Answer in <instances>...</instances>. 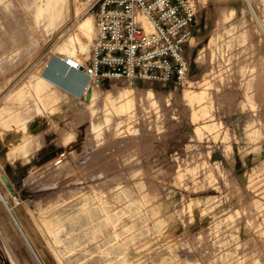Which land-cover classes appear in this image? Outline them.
Returning a JSON list of instances; mask_svg holds the SVG:
<instances>
[{"label": "rangeland", "instance_id": "obj_1", "mask_svg": "<svg viewBox=\"0 0 264 264\" xmlns=\"http://www.w3.org/2000/svg\"><path fill=\"white\" fill-rule=\"evenodd\" d=\"M46 1L0 0V118L18 106L0 119V264H264V0H193L182 85L103 79L90 102L37 67L94 27L95 0L54 24Z\"/></svg>", "mask_w": 264, "mask_h": 264}, {"label": "built area", "instance_id": "obj_2", "mask_svg": "<svg viewBox=\"0 0 264 264\" xmlns=\"http://www.w3.org/2000/svg\"><path fill=\"white\" fill-rule=\"evenodd\" d=\"M95 37L83 62L61 57L90 86L103 79L180 86L186 81V48L196 23L193 0H95Z\"/></svg>", "mask_w": 264, "mask_h": 264}, {"label": "bare ground", "instance_id": "obj_3", "mask_svg": "<svg viewBox=\"0 0 264 264\" xmlns=\"http://www.w3.org/2000/svg\"><path fill=\"white\" fill-rule=\"evenodd\" d=\"M64 3H65V0H47L45 2V7L47 8V12H48L47 15H48V18L51 20V23L54 24V22L58 18L61 17L62 8L64 6ZM75 5H76V8L79 9L80 5H78V4H75ZM92 19L93 18L90 15L85 20H83L82 22H80V23L78 22L76 27H74L72 34L70 33L67 40L65 42H63L60 46H58L57 50H58L59 54L61 55V57H66V59L69 58L71 60H81L82 62H83L84 58L88 57V55L90 53V47H91L93 40H94V37H95V26L93 27ZM93 34H94V36H93ZM80 55H85V56L81 57ZM39 78L40 79H38L35 83H33V86H34L36 93H38V90L41 91L43 88V85H44V82H43L44 80L42 79V77H39ZM94 86H96V85H92L88 88V90H87L88 95L85 96V98L82 100H84L85 102H87V101L90 102V100L92 101V98L95 97V95H96L95 91H94ZM61 94L63 95V93H61ZM148 94L153 95L151 91H149ZM191 94H190L191 100L192 99L198 100L199 97L202 95L201 92L191 93ZM200 98L202 99V97H200ZM108 100H109V107H108L109 112H118V111H123L127 108H130L131 102H132V89H124L122 92H120L118 97H116V98L108 97ZM115 100H118V102H114ZM15 135L16 134H14V136ZM11 142H13V141H11ZM16 142H15V145H17ZM0 201L2 202V204L4 205L6 210L9 212V214L11 215L10 209L7 206V202L5 201V199L1 193H0ZM13 220L15 222V219H13ZM15 223L17 224V222H15ZM23 237H24V240L26 241V243L28 244L30 250L32 251L33 255L37 259L35 253L33 252L31 246L29 245L26 237L24 235H23ZM37 261H38V259H37Z\"/></svg>", "mask_w": 264, "mask_h": 264}, {"label": "crops", "instance_id": "obj_4", "mask_svg": "<svg viewBox=\"0 0 264 264\" xmlns=\"http://www.w3.org/2000/svg\"><path fill=\"white\" fill-rule=\"evenodd\" d=\"M26 8H28V4L26 5ZM35 20V16H34ZM6 30L3 32H0V36L2 35H8L10 34V30L8 29L10 24L12 25L13 22L11 19H4ZM17 22V21H16ZM16 24V23H15ZM11 40L8 39V41H4L2 45H0V52L5 53L6 50L9 49V47L12 45ZM37 68H39L40 75L49 82L50 86H52L54 89H57L59 92L63 93L66 96H69L71 98L77 99L76 96L81 94L84 86L87 83V78L81 71H75L70 70L67 68V66L64 64V62L61 60V55H49L48 58L44 61V63L40 64ZM36 68V69H37ZM9 104L3 105L4 110L3 112L7 111L9 112V115H3L1 116V120L8 121L6 119L13 118L18 115L16 114L18 110V106L15 104L13 107L8 106ZM7 106V107H6ZM1 107V106H0ZM39 108V109H38ZM38 108H34V112L39 114L43 113L42 106H38ZM1 112V111H0ZM2 112V113H3ZM12 115V116H11ZM26 115L22 116L19 115L18 120L19 122H31L30 115L25 117ZM22 117V119L20 118ZM9 152L5 153L6 159L9 158ZM14 160V159H13Z\"/></svg>", "mask_w": 264, "mask_h": 264}, {"label": "water", "instance_id": "obj_5", "mask_svg": "<svg viewBox=\"0 0 264 264\" xmlns=\"http://www.w3.org/2000/svg\"><path fill=\"white\" fill-rule=\"evenodd\" d=\"M87 95H88V93L85 96H87ZM1 179L6 184L7 189L10 191V193L14 194V191H13L12 187L7 183V180H6V178L3 175H1Z\"/></svg>", "mask_w": 264, "mask_h": 264}]
</instances>
